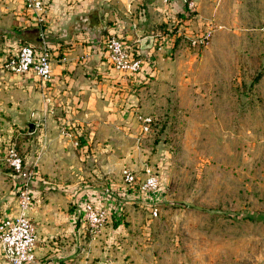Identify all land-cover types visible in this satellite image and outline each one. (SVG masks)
<instances>
[{
    "label": "rangeland",
    "instance_id": "obj_1",
    "mask_svg": "<svg viewBox=\"0 0 264 264\" xmlns=\"http://www.w3.org/2000/svg\"><path fill=\"white\" fill-rule=\"evenodd\" d=\"M186 1L181 4L191 11ZM196 1L205 6L190 12V24L172 30L161 22L145 33L154 39V28L168 26L174 40L137 110L114 118L99 104L72 118L51 113L31 132L28 111H0V161L10 169L5 155L12 146L31 172V202L36 180L50 190L101 188L95 200L108 217L114 204H123L121 221L110 229L105 222L90 233L83 225L71 264H108L109 258L115 264H264V0ZM208 26L207 43L191 47L187 37ZM21 43L27 42H15L14 51ZM138 115L151 117L147 131ZM62 125L70 135L61 134ZM83 142L85 151L78 148ZM146 167L158 177L153 194L137 189ZM123 168L134 173V184L123 182ZM15 177L14 203L22 181ZM118 184L133 189L129 196L112 192ZM13 210L10 204L0 215Z\"/></svg>",
    "mask_w": 264,
    "mask_h": 264
},
{
    "label": "crops",
    "instance_id": "obj_2",
    "mask_svg": "<svg viewBox=\"0 0 264 264\" xmlns=\"http://www.w3.org/2000/svg\"><path fill=\"white\" fill-rule=\"evenodd\" d=\"M181 1L185 0H54L47 6L43 22L38 24L20 0H0V61L14 51V44L18 41H26L36 49L44 45L51 55V80L45 84L32 72L16 75L0 71V111L25 109L33 118L29 122L34 123L35 129L40 118L48 120L51 113L56 112H63L65 116L70 113L67 118H72V114H91L99 110L100 104L115 118L118 113L128 115L137 110V102L145 94L147 82H152V75L159 78V67L167 64L166 52L171 51L174 40L168 26H161L154 28L157 36L153 44L141 48V41L151 37L145 33L153 32L151 27L156 23L171 24L172 30L182 23L190 24V12L201 11L205 6L203 2L193 0V9L187 11ZM178 14L185 19L180 20ZM201 14L197 16L201 17ZM111 33L129 41L136 53H140L142 65L137 73L117 71L100 55L103 39ZM37 36H40V42L35 40ZM45 98L48 102L44 101ZM65 120L67 124L75 122ZM115 122L108 125L121 128ZM84 123L78 121V124ZM50 136L47 135L44 141L48 146L51 145ZM64 141L69 144V140ZM79 143V150L85 151L87 143ZM15 183V173L0 161V213L10 204L14 206L13 211L0 217L15 213L12 195ZM85 186L81 192L67 188L68 191L62 185H58V190H50L32 180L28 214L35 222L34 254L42 264H71L73 251L83 243L82 203L101 192V188ZM113 186H109L112 192L121 191L120 195L129 196L127 192L133 190L120 184ZM114 205L104 228H111L122 219L123 204L115 205L116 208ZM0 264H4L1 254ZM108 264H115V261L109 258Z\"/></svg>",
    "mask_w": 264,
    "mask_h": 264
},
{
    "label": "built area",
    "instance_id": "obj_3",
    "mask_svg": "<svg viewBox=\"0 0 264 264\" xmlns=\"http://www.w3.org/2000/svg\"><path fill=\"white\" fill-rule=\"evenodd\" d=\"M54 0H20L23 7L30 11L36 23H42L47 6ZM194 1L187 0L186 8L193 9ZM212 32V27L208 26L199 33L187 37V42L191 47L204 46ZM152 44L154 39H151ZM100 55L115 70L129 74L137 73L142 65V59L136 53V48L129 41H126L115 34H108L104 37ZM0 71L11 74L22 75L29 72L35 74L42 84L51 80V55L48 48L42 45L35 48L29 43H21L16 50L11 52L0 61ZM48 102V99H44ZM141 129L147 131L151 122V117L138 115ZM65 126L60 127L61 134L70 135L65 130ZM77 145V141H73ZM5 161L10 169L22 178L18 187L15 199V213L11 216L0 217V254L4 264H42L36 259L34 248L36 244L35 225L28 215L31 203L29 182L31 172L22 167V159L11 146L7 149ZM122 180L125 184H134V173L123 168L121 170ZM138 191L145 194H153L158 188V177L149 167L144 169V177L136 183ZM108 189L102 194L108 195ZM95 196V195H94ZM157 208L152 206L150 214L155 216ZM83 224L90 233H95L107 221L108 211L98 204L95 197L88 198L82 203L81 208Z\"/></svg>",
    "mask_w": 264,
    "mask_h": 264
},
{
    "label": "water",
    "instance_id": "obj_4",
    "mask_svg": "<svg viewBox=\"0 0 264 264\" xmlns=\"http://www.w3.org/2000/svg\"><path fill=\"white\" fill-rule=\"evenodd\" d=\"M36 41L40 42V36H37V38L35 39ZM151 46V38L150 37H145L142 41H141V48H146V47H150ZM28 131H33L34 129V123L32 122H28Z\"/></svg>",
    "mask_w": 264,
    "mask_h": 264
},
{
    "label": "trees",
    "instance_id": "obj_5",
    "mask_svg": "<svg viewBox=\"0 0 264 264\" xmlns=\"http://www.w3.org/2000/svg\"><path fill=\"white\" fill-rule=\"evenodd\" d=\"M139 55H140V53H139ZM139 55H138V56H139Z\"/></svg>",
    "mask_w": 264,
    "mask_h": 264
}]
</instances>
